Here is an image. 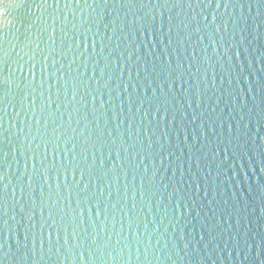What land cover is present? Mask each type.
I'll list each match as a JSON object with an SVG mask.
<instances>
[{"label": "water", "instance_id": "obj_1", "mask_svg": "<svg viewBox=\"0 0 264 264\" xmlns=\"http://www.w3.org/2000/svg\"><path fill=\"white\" fill-rule=\"evenodd\" d=\"M0 264H264V0H0Z\"/></svg>", "mask_w": 264, "mask_h": 264}]
</instances>
